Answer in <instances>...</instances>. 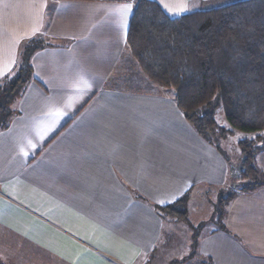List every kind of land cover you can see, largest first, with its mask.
I'll use <instances>...</instances> for the list:
<instances>
[{
  "label": "crops",
  "instance_id": "1",
  "mask_svg": "<svg viewBox=\"0 0 264 264\" xmlns=\"http://www.w3.org/2000/svg\"><path fill=\"white\" fill-rule=\"evenodd\" d=\"M138 1L0 0V83L32 69L0 129V264H264V187L229 203L226 232L214 211L191 219L241 157L144 76ZM151 1L182 16L237 0ZM186 194L188 223L158 209Z\"/></svg>",
  "mask_w": 264,
  "mask_h": 264
},
{
  "label": "trees",
  "instance_id": "2",
  "mask_svg": "<svg viewBox=\"0 0 264 264\" xmlns=\"http://www.w3.org/2000/svg\"><path fill=\"white\" fill-rule=\"evenodd\" d=\"M127 45L144 76L173 92L186 121L208 144L221 150L220 140L235 132L255 135L239 141L241 159L234 167V184L220 192L215 206L216 223L226 232L223 221L229 203L264 187L257 162L264 151V0H237L182 16L171 15L157 2L139 0ZM34 50L26 49V59ZM31 76L26 63L0 83V129L10 125L12 105ZM220 106L230 129L217 123ZM188 198L186 194L158 209L188 223Z\"/></svg>",
  "mask_w": 264,
  "mask_h": 264
},
{
  "label": "rangeland",
  "instance_id": "3",
  "mask_svg": "<svg viewBox=\"0 0 264 264\" xmlns=\"http://www.w3.org/2000/svg\"><path fill=\"white\" fill-rule=\"evenodd\" d=\"M234 2H236V1H233L232 3H234ZM224 4L227 5L230 3H229V1H226ZM171 93L173 94L172 91H171ZM216 120H217L218 125L221 128L230 129V126H229V124L226 120V117H225V110H224L223 106H220L218 108V110L216 111ZM247 138L253 139V138H255V135H253V134L248 135V134H244L241 132H235L234 135H229L226 139H221L219 144L222 147L227 148L229 156L233 159V161H236V159L241 157V150H240L239 145H238L239 141L243 140V139H247ZM258 158H260L259 162H261V163H258V164H260L259 168L264 173V152L260 153V155H258ZM257 162H258V159H257ZM226 189H228V188H225L221 191L219 190L218 196H216V194L214 192H209L208 198L211 201L209 202V201L205 200L204 204L201 207L200 206L195 207L194 215L193 214L191 215L192 221H196L197 218H200V217H208L207 219L204 220L207 222V220H209V216H210V214L208 215V213L209 212L211 213L212 211H214V215H216L215 214V210H216L215 206L217 205V203L219 201L218 199H219V195L221 194L220 192H224ZM215 217L216 216H214V218ZM216 219H217V217H216ZM172 220H176V219L172 218ZM204 224H206V223L203 222L202 225H204Z\"/></svg>",
  "mask_w": 264,
  "mask_h": 264
}]
</instances>
